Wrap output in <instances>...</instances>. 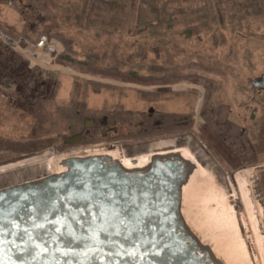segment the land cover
<instances>
[{
  "label": "rangeland",
  "instance_id": "rangeland-1",
  "mask_svg": "<svg viewBox=\"0 0 264 264\" xmlns=\"http://www.w3.org/2000/svg\"><path fill=\"white\" fill-rule=\"evenodd\" d=\"M54 26L46 0H0V165L60 150L61 143L62 151L90 145L119 149L190 130L223 166L249 182L261 209L258 229L264 243V152L255 150L248 133L252 104L247 106L250 94L264 97L250 84L264 72V43L255 38L252 54L240 53L237 69H228L221 83L219 101L211 99L213 82L206 75L144 78L67 60L62 39L51 33ZM41 35L58 40L62 51L33 54L27 42ZM190 41L201 55L210 53L200 39ZM245 55L251 56L247 62ZM212 56L233 59L230 45ZM180 80L185 87L173 88ZM75 133L82 134L79 142H64ZM25 150L31 152L20 153Z\"/></svg>",
  "mask_w": 264,
  "mask_h": 264
},
{
  "label": "water",
  "instance_id": "water-1",
  "mask_svg": "<svg viewBox=\"0 0 264 264\" xmlns=\"http://www.w3.org/2000/svg\"><path fill=\"white\" fill-rule=\"evenodd\" d=\"M250 84L264 89V72ZM60 164L39 179L20 175L42 164L0 172V264H221L181 215L190 162L180 154H154L141 168L97 154Z\"/></svg>",
  "mask_w": 264,
  "mask_h": 264
},
{
  "label": "trees",
  "instance_id": "trees-1",
  "mask_svg": "<svg viewBox=\"0 0 264 264\" xmlns=\"http://www.w3.org/2000/svg\"><path fill=\"white\" fill-rule=\"evenodd\" d=\"M46 5L55 17L51 33L64 43L63 58L144 78L206 75L213 100L222 99L221 83L228 69H237L240 53L251 55L255 38L264 43V0H46ZM192 39L210 53L193 49ZM226 45L233 59L212 56ZM250 95L248 133L262 153L264 97Z\"/></svg>",
  "mask_w": 264,
  "mask_h": 264
},
{
  "label": "bare ground",
  "instance_id": "bare-ground-1",
  "mask_svg": "<svg viewBox=\"0 0 264 264\" xmlns=\"http://www.w3.org/2000/svg\"><path fill=\"white\" fill-rule=\"evenodd\" d=\"M183 83L177 81L172 87L184 88ZM171 152L190 162L180 188V212L190 232L221 264H264V243L258 229L261 209L253 200L249 182L223 166L190 130L124 143L119 149L90 145L61 152L45 151L2 165L0 172L20 165L42 164L39 170L30 171L33 173L20 175V179H39L46 171L66 170L60 164L63 158L88 154L108 156L125 168H141L154 154Z\"/></svg>",
  "mask_w": 264,
  "mask_h": 264
},
{
  "label": "built area",
  "instance_id": "built-area-1",
  "mask_svg": "<svg viewBox=\"0 0 264 264\" xmlns=\"http://www.w3.org/2000/svg\"><path fill=\"white\" fill-rule=\"evenodd\" d=\"M27 45L32 49L31 52L33 54H37L40 50H43L45 54L51 51H54L55 54H59L62 51V47L59 41L48 35H41L39 39L34 43L28 41Z\"/></svg>",
  "mask_w": 264,
  "mask_h": 264
},
{
  "label": "flooded vegetation",
  "instance_id": "flooded-vegetation-1",
  "mask_svg": "<svg viewBox=\"0 0 264 264\" xmlns=\"http://www.w3.org/2000/svg\"><path fill=\"white\" fill-rule=\"evenodd\" d=\"M0 93H1V90H0ZM0 96H2V95L0 94ZM0 139H2V136H1V135H0ZM28 139H30V138H28ZM61 142H62V141H61ZM64 142H65V141H64ZM65 143H67V142H65ZM67 144H68V143H67ZM22 147H23V149H25V148H24V144L22 145ZM61 148H62V143H61V145H60V150H57V147L52 148V150H53V151H56V152H61V151H62ZM28 152H31V150H25L24 152L21 151L20 153H21V154H22V153H23V154H26V153H28ZM20 153H19V154H20ZM16 156H18V154H17Z\"/></svg>",
  "mask_w": 264,
  "mask_h": 264
}]
</instances>
